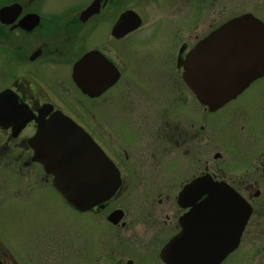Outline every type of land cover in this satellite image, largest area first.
I'll list each match as a JSON object with an SVG mask.
<instances>
[{"label":"flooded vegetation","instance_id":"1","mask_svg":"<svg viewBox=\"0 0 264 264\" xmlns=\"http://www.w3.org/2000/svg\"><path fill=\"white\" fill-rule=\"evenodd\" d=\"M146 1L148 0H0V156L8 154V157L14 160L15 155L12 158L9 153L15 149L18 151L16 156L27 155L25 165H33L34 168L38 166L44 171V165L36 160V137L40 129L39 122L49 120L55 112H62L72 118L91 135L119 170L121 187H128L133 182V177L139 178L136 172L152 171L148 166L139 168V164L128 162L130 156L125 149L130 145L132 148L136 147L138 141L144 142L153 138L157 142H154L151 148H156L159 155L166 150L164 142H161L164 135L168 141L175 142L185 134L193 140V146L198 142L208 146L212 136V119H222L213 116L223 107L212 111L208 106L199 103L196 94L185 83L183 74L184 83L179 80L181 86L191 101H197L203 106L204 117L182 119V116L171 117L175 113L168 112L164 119H121L119 123L110 126V130L102 125L103 122L95 119L93 122L74 119L61 109V104L74 106L83 100L100 99L108 92H111L112 102L115 103L120 95L118 93L125 92L121 84L125 78L123 61H118L116 57V44L117 41L131 39L133 32L141 27L142 17L139 26L133 27L137 21H134L132 12L139 14L137 7L143 8ZM192 48L187 52H183L184 49L179 50L176 61L178 76L179 71L183 72V62ZM173 88L179 89L176 86ZM69 90L77 93L81 99L67 95L65 92ZM183 106L185 109V102ZM187 127L189 129L186 132ZM117 133L123 135V142L115 139L113 134ZM194 138L198 139L197 142ZM11 143L14 147H10ZM260 147L250 158L253 169L249 171V175L254 176L255 181L229 180L223 172L218 177L206 166L203 172L185 182L184 186L197 177L208 176L211 181L224 183L248 202L251 214L237 245L236 237L232 236L238 234L240 226V221L236 220V212L231 213L232 219L228 216L229 213H220L217 216L223 217L213 220L211 212L205 215L206 219L193 221V226L190 227L194 230L193 236H184L176 245L175 252L179 261L194 260V251L195 258L199 256L205 260L200 264H209L214 254L219 257L220 252L228 251L218 264H236V258H239V264H264V244L260 243L261 231L264 232V192L261 190V187L264 189V146ZM123 154L125 157L122 158ZM142 154L140 152L138 155ZM216 154L221 156V153ZM246 163L249 162L241 161L238 168L234 167L233 170L245 169ZM160 166L162 167V164ZM52 178V175L45 173L44 180H51L53 185ZM121 187L117 192H120ZM181 191L182 189L173 199L166 195L164 199L158 200L150 207L152 211L142 223L128 220L129 215L124 210L123 212L121 208L113 206L121 197L120 194H115L110 200L89 210L73 207L81 217L79 229L82 232L79 233L77 248L79 262L168 264L165 259L168 254L165 250L169 243L183 232L187 224L185 215L192 207L184 208L180 204ZM208 197L209 193L201 196L198 201ZM88 217L95 226L92 233L95 241L99 234L101 218L104 217L105 224L108 225V231L105 230L107 237L113 241L120 239V244L109 243L108 246L100 248L97 243L91 244V237L90 245L85 247L82 240L86 238L84 231L87 230L85 226L89 223L86 222ZM208 225L209 229L212 226L221 228L222 239L217 236L216 241L219 244L215 249L212 242L206 243L204 253L197 254L195 243L203 234V230L207 231ZM202 226L206 228L203 229ZM209 239L212 240V237ZM209 239L205 237L206 242ZM1 248L0 246V260L6 264L4 255L7 253L2 254ZM213 250L217 251L212 253Z\"/></svg>","mask_w":264,"mask_h":264},{"label":"rangeland","instance_id":"2","mask_svg":"<svg viewBox=\"0 0 264 264\" xmlns=\"http://www.w3.org/2000/svg\"><path fill=\"white\" fill-rule=\"evenodd\" d=\"M137 9L140 15L135 13L143 19L141 27L133 32L131 39L116 44V57L123 61L125 78L121 84L125 92L118 93L115 103L108 92L100 99L83 100L74 106L61 104V109L74 119L89 122L95 119L110 129L121 119H164L168 112L175 113L171 117L182 116V119L204 117V104L191 101L179 81L183 74L179 71L178 76L176 67L179 50L189 51L202 38L238 16L251 14L264 21V0H148L143 8ZM65 93L81 99L74 91ZM219 108L221 111L213 117L222 119H212V136L207 147L203 142L193 146V140L185 134L175 142L168 141L164 135L161 142L166 150L160 155L156 148H151L157 142L153 138L138 141L133 148L128 146L125 149L130 156L128 162L139 164V168L148 166L152 171L136 172L139 178L133 177L128 187H121L116 193L121 197L113 206L124 210L128 220L142 223L150 215V207L166 195L170 199L176 197L185 182L203 172L206 166L218 177L223 172L229 180L255 181L249 175L253 169L250 158L264 146V76L230 104ZM113 135L118 141L124 139L121 133ZM12 150L9 154L12 158L15 155L14 160L8 154L0 156V246L2 254L7 253L6 264H81L77 249L82 232L78 212L65 203L51 180H44L43 170L24 164L26 154L19 157L18 151ZM243 160L249 162L245 169L233 170ZM125 179L128 180L126 175ZM261 190L264 192L263 187ZM86 222H89L84 231L86 238L82 240L85 247L90 245L91 237V244L97 243L100 248L109 243L120 244V239L113 241L107 237L104 217L96 241L91 218ZM260 243L264 244L263 231ZM235 263H240L239 258Z\"/></svg>","mask_w":264,"mask_h":264},{"label":"water","instance_id":"3","mask_svg":"<svg viewBox=\"0 0 264 264\" xmlns=\"http://www.w3.org/2000/svg\"><path fill=\"white\" fill-rule=\"evenodd\" d=\"M133 16L134 21H137L133 26L135 28L140 19L136 13ZM183 68V77L198 100L211 110L218 109L264 75V22L251 14L227 21L196 44L187 54ZM39 124L35 146L37 160L44 165L47 173L54 176L55 188L75 208L88 210L115 194L121 183L119 172L88 133L61 112H55L49 120H42ZM207 193L209 197L199 202V198ZM179 202L184 208L192 207L185 215L187 224L183 232L165 250L170 249L168 254H173L165 257L168 264L205 262L199 256L195 258L194 251V260L179 261L174 249L181 238L190 234L193 236L194 230L190 228L193 221L204 220L205 215L211 212L213 220L223 217L217 216L220 213H229L232 219L231 213L236 212L240 226L238 234L231 235L236 237L237 245L251 213L250 206L234 189L224 183L211 181L208 176L198 177L188 183L179 195ZM207 219L210 220V217ZM207 228V235L203 230L195 243L197 254L204 253L206 243L212 242L215 249L219 244L217 236L222 239L221 228L212 226L209 229V225ZM206 236L212 237V240L208 238L206 242ZM227 252H220L219 257L214 254L209 264H218Z\"/></svg>","mask_w":264,"mask_h":264},{"label":"bare ground","instance_id":"4","mask_svg":"<svg viewBox=\"0 0 264 264\" xmlns=\"http://www.w3.org/2000/svg\"><path fill=\"white\" fill-rule=\"evenodd\" d=\"M193 200L196 202V199L195 198H193ZM187 207H190V206H187ZM208 238H209V236H208ZM176 248H177V246H174V249H176ZM168 252H170V249L167 251V254H168ZM168 255H173V254L172 253H169ZM188 259H189V257H188Z\"/></svg>","mask_w":264,"mask_h":264}]
</instances>
